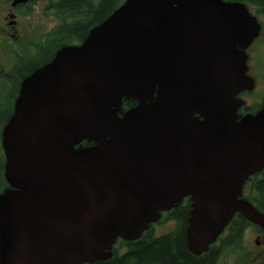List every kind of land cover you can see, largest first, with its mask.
Listing matches in <instances>:
<instances>
[{
	"label": "water",
	"instance_id": "95a60500",
	"mask_svg": "<svg viewBox=\"0 0 264 264\" xmlns=\"http://www.w3.org/2000/svg\"><path fill=\"white\" fill-rule=\"evenodd\" d=\"M260 29L243 2L125 0L24 77L2 132L0 264L108 260L188 196L194 254L235 212L264 228L241 198L264 167V103L240 118L235 97Z\"/></svg>",
	"mask_w": 264,
	"mask_h": 264
},
{
	"label": "flooded vegetation",
	"instance_id": "af4514ba",
	"mask_svg": "<svg viewBox=\"0 0 264 264\" xmlns=\"http://www.w3.org/2000/svg\"><path fill=\"white\" fill-rule=\"evenodd\" d=\"M223 1L234 2L231 0ZM38 2L39 0H30L21 3H18L16 0H0V76H2L6 82L10 81V84H12L14 79L19 78V62L20 58H23L22 55L35 54L41 48L44 49V46L42 45L46 42L45 35L49 34L57 27L58 22L49 33L47 32L44 34L41 41L38 39L39 33H32L29 29L30 25L27 22L32 18L34 6ZM249 5L257 8L256 4L248 3V7ZM44 12H47V3L44 7ZM251 14L253 13L251 12ZM257 15H259V18L262 17L264 22V14L261 13L258 8ZM257 15L255 16L258 18ZM259 18L258 21L261 25L260 33L246 49V74L254 80L253 88L241 89L235 95L241 103L236 110V113L240 118L248 114L259 113L262 110L264 103V26ZM54 19L57 21L55 17ZM25 21L26 24L23 23ZM25 31L29 34H25ZM257 41L261 47H259L258 50L255 46ZM61 47L62 46L57 47L54 50V54ZM20 53L22 55L18 58ZM7 57L12 59L11 67L9 72H4L3 63ZM11 115L12 113H0V149L4 164L5 155L2 148V132ZM0 182L1 194L6 188H8V184L5 182L3 174ZM241 198L250 202L261 214L264 215V167L261 171L249 176L245 181ZM192 203L190 196L184 197L177 206L161 213V218L155 225L161 226L170 223V229H166L165 231L160 229V231H156V229L150 225V228L146 232L151 231L153 237H160L176 231L182 232L185 250L191 256L192 260L186 261L185 258H179L178 262L180 264H264V228L258 224L250 222L239 212L233 214L228 224L217 236L216 240L208 246L207 250L200 254L192 253L186 245L185 236L188 220L191 216L190 213L193 209ZM121 242L122 240L117 238L115 244H121ZM130 242L134 241H127V243ZM115 244L113 246L112 257H114L115 249L119 248L121 252H124L128 248V245L123 249L120 248V245L115 247ZM101 261L105 260L84 264H101ZM126 264L131 263L128 260Z\"/></svg>",
	"mask_w": 264,
	"mask_h": 264
},
{
	"label": "trees",
	"instance_id": "16d2710c",
	"mask_svg": "<svg viewBox=\"0 0 264 264\" xmlns=\"http://www.w3.org/2000/svg\"><path fill=\"white\" fill-rule=\"evenodd\" d=\"M125 0H47V12L57 19V27L45 35L55 45L54 50L63 45L80 43L87 36L89 30L104 21ZM256 4L264 14V0H231ZM43 46V45H42ZM40 49L35 54H27L20 58L19 78L12 84L2 87L0 91V112L7 105L12 113L13 103L18 94L20 80L32 73L34 69L49 61L54 54ZM49 54V55H48ZM10 88V89H9ZM135 105L133 102H124L123 108L128 109ZM81 146H91L86 140ZM3 182V181H2ZM1 183V182H0ZM1 186V184H0ZM128 245L127 250L121 252L115 249L114 257L101 261V264H180L179 258L192 260L185 250L182 232L176 231L160 237H153L152 232H145L137 241L127 243L122 240L120 248Z\"/></svg>",
	"mask_w": 264,
	"mask_h": 264
},
{
	"label": "rangeland",
	"instance_id": "374dc122",
	"mask_svg": "<svg viewBox=\"0 0 264 264\" xmlns=\"http://www.w3.org/2000/svg\"><path fill=\"white\" fill-rule=\"evenodd\" d=\"M45 5H46V0H39V2L34 6V13H33L32 18L30 20H28V22H27L30 25L29 29L32 31L33 34H34V32L39 33V37H38V39H40L39 41H41L43 39V36L45 33H47V32L49 33L51 31V29L57 24V21L54 19L53 16H51L48 12H46V13L44 12ZM249 9L253 14L257 15V8L255 6L249 5ZM257 16L259 18V15H257ZM259 20L263 23V26H264L263 18L261 17V18H259ZM23 23L26 24V21ZM25 34H29V33L27 31H25ZM50 42H51L50 40H46V42L43 45L44 49L48 53L49 52L51 53L55 48V45L50 43ZM255 46H256V49L258 50L260 47L258 41L255 43ZM21 55L22 54L20 53L18 58H20ZM22 56L24 57L25 55H22ZM11 60L12 59L10 57L5 58V61L3 63V66H4L3 71L4 72H9L10 67H11ZM9 84H10V81L6 82L3 79V77L0 76V91H1L2 87H4V86L9 87ZM0 98H1V96H0ZM0 101H1V99H0ZM9 106L10 105H7L6 108L3 111H1L0 113H8L9 112ZM3 165H4V163H3V159L1 157V149H0V180H1V177L3 174ZM0 189H1V187H0ZM153 228L156 229V231L157 230L160 231V229H163V231H165L166 229L171 228V224L170 223L166 224V225L163 224L161 226L154 225ZM119 245H120L119 243H116L115 247H117Z\"/></svg>",
	"mask_w": 264,
	"mask_h": 264
}]
</instances>
